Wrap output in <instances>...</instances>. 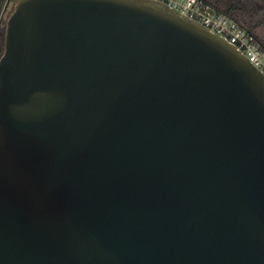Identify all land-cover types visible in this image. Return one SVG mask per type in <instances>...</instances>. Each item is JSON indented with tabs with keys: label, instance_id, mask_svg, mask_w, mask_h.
Returning <instances> with one entry per match:
<instances>
[{
	"label": "water",
	"instance_id": "95a60500",
	"mask_svg": "<svg viewBox=\"0 0 264 264\" xmlns=\"http://www.w3.org/2000/svg\"><path fill=\"white\" fill-rule=\"evenodd\" d=\"M0 264H264V73L162 0H16Z\"/></svg>",
	"mask_w": 264,
	"mask_h": 264
},
{
	"label": "built area",
	"instance_id": "2783aa9c",
	"mask_svg": "<svg viewBox=\"0 0 264 264\" xmlns=\"http://www.w3.org/2000/svg\"><path fill=\"white\" fill-rule=\"evenodd\" d=\"M233 43L264 73V48L252 29L211 0H162ZM1 56V52H0Z\"/></svg>",
	"mask_w": 264,
	"mask_h": 264
},
{
	"label": "rangeland",
	"instance_id": "374dc122",
	"mask_svg": "<svg viewBox=\"0 0 264 264\" xmlns=\"http://www.w3.org/2000/svg\"><path fill=\"white\" fill-rule=\"evenodd\" d=\"M221 8L227 9L230 4L233 8L229 9L231 14L240 22L250 27L255 36L264 48V0H211ZM16 0H4L0 10V52L4 48V38L6 31V20ZM264 55V53H263Z\"/></svg>",
	"mask_w": 264,
	"mask_h": 264
},
{
	"label": "trees",
	"instance_id": "16d2710c",
	"mask_svg": "<svg viewBox=\"0 0 264 264\" xmlns=\"http://www.w3.org/2000/svg\"><path fill=\"white\" fill-rule=\"evenodd\" d=\"M3 3H4V0H0V10H1L2 6H3ZM214 4L217 6V8H218L219 10H221V11H225V12L231 14V12L229 11V9L233 8V5H232V4H230V5L228 6L227 9L221 8V7H220L217 3H215V2H214ZM249 28H250V27H249ZM250 29H251V28H250Z\"/></svg>",
	"mask_w": 264,
	"mask_h": 264
}]
</instances>
